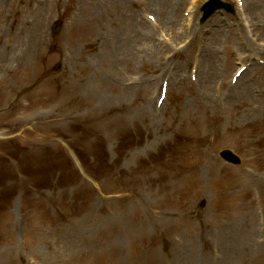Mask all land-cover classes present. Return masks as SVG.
<instances>
[{
    "label": "rangeland",
    "instance_id": "374dc122",
    "mask_svg": "<svg viewBox=\"0 0 264 264\" xmlns=\"http://www.w3.org/2000/svg\"><path fill=\"white\" fill-rule=\"evenodd\" d=\"M112 1L0 0V264H258L250 262L252 244L264 237V224L235 174L245 170L264 184V136L231 125L226 137L206 139L201 129H217L212 102L248 117L252 105L264 104L251 88L245 100L230 90L240 64L264 60V0H244L245 10L217 14L204 25L205 0ZM147 14L157 18L152 28L141 19ZM58 17L63 27L53 36ZM254 77L264 90V71L255 67L240 92ZM37 80L42 87L33 95L28 88ZM164 80L169 95L158 110ZM70 147L92 178L75 166L70 180L64 171L55 174L62 159L75 162ZM225 147L242 156L241 168L222 166ZM172 151L182 153L178 163L191 180L197 178L192 168L205 163L203 185L178 180V190L168 191ZM11 154L37 185L16 180ZM214 167L224 180H211ZM171 193L176 223L147 234L142 209L165 208ZM182 204L186 221L194 222L185 230L182 214L173 212ZM224 207L232 211L224 213L216 245L211 217Z\"/></svg>",
    "mask_w": 264,
    "mask_h": 264
},
{
    "label": "bare ground",
    "instance_id": "6f19581e",
    "mask_svg": "<svg viewBox=\"0 0 264 264\" xmlns=\"http://www.w3.org/2000/svg\"><path fill=\"white\" fill-rule=\"evenodd\" d=\"M251 3L253 5L255 4L254 1H252ZM139 36H140V34H139ZM122 48L127 50L128 45H122ZM115 54L117 56H119L121 53L116 52ZM204 70H205V68H204ZM210 83H211L210 79H208L206 81L205 87L209 88ZM253 119H254L253 122L255 123L256 121L261 120L262 117L260 115H258V116L256 115L253 117ZM247 120H248V117H245L242 115V116H238L237 118H235L234 123L240 124V127H242L245 124V121H247ZM208 157H209V155L206 154L205 158H208ZM180 160H182V155L180 152H175L171 155V158L169 161V167L171 169H176L175 172L172 170L168 175L170 177L167 179V180H169L167 186L171 189H174V188H176L177 185H179L180 182L178 180H188L190 178L189 174L186 176L185 172L182 171V169L178 168V166H179L178 162ZM204 165H205V163H202L199 166L192 168V170H194L197 173L196 180H204L203 175H202V168ZM239 180H242L241 184H242L244 191H248L254 186L258 187L260 189H264V184H262V185L255 184L253 182V180L249 179L248 177L243 176ZM263 199H264V197H263ZM167 207L168 206L163 208L161 205L155 204V205H152V209L154 210L152 212H149L148 210L142 209L141 213H142L143 225L146 228L147 234H150L152 232L153 235H155L158 232L165 231L169 227V225L174 222V220L171 218L174 217L175 214L172 213L171 211H169ZM255 214L258 215L257 212ZM249 223H254L253 217L249 220ZM184 224H185V226L189 225V223L187 221H185V223H183V225ZM252 237L256 238L254 236H250V239H249L250 241H251ZM189 250H191V249H189ZM151 264H154V262H152ZM187 264H198V262L196 259H193L192 262L191 261L189 263L187 262ZM236 264H240V263H236Z\"/></svg>",
    "mask_w": 264,
    "mask_h": 264
}]
</instances>
